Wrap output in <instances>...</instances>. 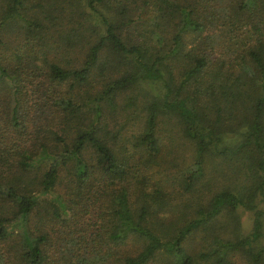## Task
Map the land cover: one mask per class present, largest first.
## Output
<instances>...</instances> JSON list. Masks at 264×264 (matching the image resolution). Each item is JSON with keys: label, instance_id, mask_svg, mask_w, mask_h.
<instances>
[{"label": "trees", "instance_id": "obj_1", "mask_svg": "<svg viewBox=\"0 0 264 264\" xmlns=\"http://www.w3.org/2000/svg\"><path fill=\"white\" fill-rule=\"evenodd\" d=\"M33 1L0 0V264H264V0H78L61 39Z\"/></svg>", "mask_w": 264, "mask_h": 264}, {"label": "rangeland", "instance_id": "obj_2", "mask_svg": "<svg viewBox=\"0 0 264 264\" xmlns=\"http://www.w3.org/2000/svg\"><path fill=\"white\" fill-rule=\"evenodd\" d=\"M35 0L33 1V3ZM42 3L43 7H46L47 5L49 6V9L51 12L56 15L57 17L55 20H53L54 23V28L50 31V34L52 35L53 38H57L56 35L61 37L64 36H70L71 35V25L76 26V22L80 20L82 22L81 27H76L75 29H82L83 25L85 27H88L84 29V34L88 35L89 32H87L88 29L91 30L92 26H87L88 21H83L84 17L86 16L87 20L91 23L93 21L90 19V17L84 13L81 14V3L78 0H53L52 3L46 2V1H39ZM37 14L39 17L40 15L38 14L40 7H37ZM53 10V11H52ZM35 16V15H34ZM42 20V18H41ZM73 20V22L71 21ZM97 21V18L95 19ZM44 22L42 21V24ZM43 29V28H41ZM92 31V30H91ZM16 32V31H12ZM44 31H41L40 34H42ZM10 35H13V33H10ZM32 37V33L30 35ZM42 37V36H41ZM66 49H71V45L65 46ZM63 49V48H62ZM223 51V50H221ZM217 55V52H215ZM222 56L226 54V52H222ZM71 56H68L67 58L69 59ZM137 126V120H128L125 122L124 126L122 127V132L124 134H128L132 129H135ZM176 150H178V157H177V163L181 165L184 161H186L190 157V147H188L185 144H177ZM229 168H227V165L221 158H215L213 159L210 163L207 162L205 163L204 169H203V175L199 181V184L197 187H202L203 192L206 191V193H212L215 189L225 185L226 183L229 182L230 177L234 175L227 174ZM64 175V171L62 170L60 172V175ZM61 177V176H60ZM66 178V177H65ZM64 178H60V183L56 184L54 187V192H52L54 195L58 194L59 192L62 191L64 185ZM236 181H239L238 178ZM172 185V184H170ZM170 185L168 186L167 184L164 183V188L163 190H160L161 193H170L168 194L170 197L172 196V192H174L171 188ZM169 189V190H168ZM58 192V193H55ZM179 193V192H178ZM195 193H198L195 191ZM179 198H183L184 202H188V199H186L183 196H180ZM84 203V202H82ZM189 203H193L192 200H189ZM181 206V205H179ZM86 213H84V217L87 218L88 216L91 217V219L95 218V211H92L90 208H86ZM235 214V213H234ZM229 215V213L225 210H223L219 215H217L216 220H214L211 225L213 228L211 229H219V228H227L223 229L224 231H230V234H234L231 232V230H234L236 233H247L250 231V226H251V215L247 210L243 209H236V215ZM261 242H264V221H263V226H262V235L259 238ZM205 245V240L202 242L201 234L199 232L193 233L189 240L186 242L185 246L188 249L189 253H194L196 250L200 249ZM233 264H251L242 254L240 253H235L234 256L232 257ZM196 264H205L202 261H196Z\"/></svg>", "mask_w": 264, "mask_h": 264}]
</instances>
